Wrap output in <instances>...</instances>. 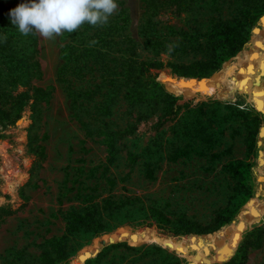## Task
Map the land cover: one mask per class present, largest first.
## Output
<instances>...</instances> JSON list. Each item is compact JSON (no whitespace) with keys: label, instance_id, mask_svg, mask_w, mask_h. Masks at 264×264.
Instances as JSON below:
<instances>
[{"label":"rangeland","instance_id":"374dc122","mask_svg":"<svg viewBox=\"0 0 264 264\" xmlns=\"http://www.w3.org/2000/svg\"><path fill=\"white\" fill-rule=\"evenodd\" d=\"M0 1L8 14L19 4L28 2ZM228 2L169 0L163 8L161 0H116L118 9L106 25L94 27L85 23L76 31L82 35L65 32L54 40L43 39L35 32L24 36L10 22L16 40L27 38L34 45L33 53L23 62L29 70L28 84L17 90H27L32 97L34 88H40L43 94L39 93L36 101L29 100L14 126H0V264H38L43 252H52L49 241L65 235L68 211L82 210L93 203L101 206L104 201L143 197L149 207L162 206L169 213L182 214L204 227L211 226L221 216H229V222L217 231L193 234L202 238L226 230L231 240L221 246L223 240L211 242L206 238L204 264H212L216 251L220 255L213 264L233 258L245 235L264 226V60L256 66L247 65L235 77H227L226 84L205 82L217 76L211 77L213 73L203 77L209 79L199 82L178 80L174 76L183 75L169 67L171 64L186 67L200 58L196 55L199 51L196 43L190 42L198 36L201 43L205 42L202 35L219 16L218 8L226 7ZM258 21L240 52L255 47L251 39L256 35L259 41H264V20L261 24ZM74 39L82 41L85 49L99 50L96 64H88L92 69L79 72L68 69L72 57L65 46L72 45ZM130 55L136 65L140 62L162 64L147 79L154 80L164 93L168 92L163 84L171 93L180 95H173L177 99L178 114L157 131L155 115L137 124L133 134L116 138L119 152L109 163L107 134L122 131L137 116V109L128 108L124 97L128 89L124 85L117 97L104 101L111 96L106 97L107 90L114 88L111 81L119 84L114 77L122 66V61L120 65L118 61L122 60L121 56ZM91 91L95 92L93 97L88 96ZM103 105L108 109L100 113L97 110ZM239 111L258 116L256 135L248 133L251 117L246 120L232 115ZM195 114L200 115L201 128L213 140L208 144L191 143L187 155L171 161L170 156L183 150L187 143L177 142L175 131L197 129L199 126L190 125ZM224 116L229 117L222 119ZM158 135H161L159 139ZM150 146L158 150L153 158L129 163L128 154H141ZM145 160L155 169L151 178L145 177ZM230 166L237 169V174ZM246 208L256 215L254 222L250 225L240 222L239 226L246 228L239 235L232 234L233 228L229 225L236 223ZM121 228L145 231L136 245L127 243L130 247L157 245L173 253L181 264H194L193 255L170 251L176 249L175 245L174 248L161 245L159 235L179 238L169 232L167 225L163 227L153 219L141 218L139 222H123L92 238L79 234L69 236L65 243L70 256L58 264L69 263L80 250ZM139 231L122 229L120 234L130 239ZM187 242L194 244L195 239L184 240V244ZM260 244L246 248L241 264H264V237ZM149 260H138V254L130 250L113 248L102 264H151Z\"/></svg>","mask_w":264,"mask_h":264},{"label":"trees","instance_id":"16d2710c","mask_svg":"<svg viewBox=\"0 0 264 264\" xmlns=\"http://www.w3.org/2000/svg\"><path fill=\"white\" fill-rule=\"evenodd\" d=\"M168 1L169 0H161L163 8L168 5ZM228 1L226 7L221 6L218 8L219 16L212 20L209 31L202 35L206 38L205 42L201 43V38L199 36L197 39L190 42V44H194L195 42L199 51L203 52L199 54V51H196V55H200V58L186 67L182 66V68H178V66L173 64L169 65L174 73L196 78L206 77L219 70L221 64L225 60L233 57L247 43L251 28L259 17L264 14V0ZM7 12L8 10L3 7V3L0 1V126L2 128L14 126L16 121L19 120L21 113L29 105V100L36 101L37 96H39L38 94H43L40 88H34V95L32 97L28 95L27 90L22 92H18L17 90L18 87H26L28 84L27 78L29 70L23 62H26V60L29 59V55L33 53L34 45L30 44L27 38L24 41L16 40V32L10 25L11 19ZM223 13H225L224 18L221 17ZM77 32H74L72 35H82ZM255 38L256 37H254V39ZM74 40L75 42L72 43V45L65 46L67 53H69L68 55L72 57V59L68 61V69H72L73 72L75 70L79 72L92 69V66H88V64H96L95 58L100 57L99 50L95 48L85 49L82 41L77 39ZM255 42L256 41H254L253 44ZM258 42L260 43L259 47L248 52L247 50H243L237 56V59H233V62L227 65V67L222 68L223 72L205 82H220L226 84L227 77H235L238 71L242 72L243 68H246L247 65L256 66L262 62L264 60V41L261 40L257 41V43ZM27 48H31L32 51L29 53ZM65 49L63 52L64 54L66 53ZM86 56L89 57V59H84ZM130 58L131 55L121 56L122 60L118 62L120 65L122 61V66H119L120 71L114 76L115 79H118L119 84L115 83V81H111L114 88L112 90H107L105 94L106 97H108V95L111 96L107 99L104 98V101H112L113 98L119 95L122 88L121 85H124L128 89L124 96L128 103V108L130 110L137 109V116L134 119V123L129 126L127 125L122 131L107 134V161L109 163L116 159L115 156L117 152H119V149L115 145L116 138L123 139L133 134V132L136 131L137 124L155 115L156 122L154 129L157 131L161 129L166 122L170 121L171 117H175L178 114V107L175 106L177 99L172 94L177 97H180V95L176 93H164L158 88L154 80L151 82L147 79L148 76H151V71L161 69L162 64L140 62L136 65V62L132 61ZM63 67H65V64L62 65V69ZM87 93L88 92L84 95H87ZM88 94L89 97H93L95 92L91 91ZM99 105H102V103ZM218 106H220V104ZM107 107V105L100 106L97 111L102 113L107 111ZM225 108H228V110L231 109L228 106ZM251 114L250 112L239 111L232 115L241 116L246 120L251 117L248 119L250 121L249 124H251L249 128L250 132L248 133L249 135H256L260 120L257 115L251 116ZM193 117L195 120L192 119L190 121L191 127H199L194 130L188 129L182 133L175 131L176 141L187 143L186 146L183 147V150L179 149L170 156L171 161H175L180 156L187 155L191 150V143L200 142L208 144V142L213 140V137L201 128L203 121L200 115L195 114ZM228 117L229 116H224L222 119ZM174 130L177 129L174 128ZM160 137L161 135H158L157 139ZM262 137L264 138V128ZM171 146L173 147L172 144ZM165 149L168 148L166 147ZM157 153L158 150H153L150 146L143 149V153L141 154H128L127 158L130 164H134L136 160L140 158H153ZM144 169L145 177H153L155 169L152 168V164L148 160L144 161ZM230 169L233 173L237 174V169L235 167L230 166ZM261 180L263 182V178H261ZM145 201L146 199L143 197H134L119 201H104L101 206L98 203H93L82 210L68 211L66 213L67 222L65 235L61 237V239L53 238L49 241L50 250H52V252H43L40 255L38 264H58L68 258L70 256V251H66L65 242L69 236L79 234L92 238L118 227L123 222H139L140 218L142 220L153 219L158 225H162L163 227L167 225L169 232L179 237L215 232L220 229L223 224L228 223L230 219L229 216H221L211 226L204 227L192 222L182 214H171L162 206L155 208L149 207V205L144 204ZM262 216L263 214L259 217L261 218ZM144 232L145 231H139L133 234L130 239H126V242L132 246L136 245L138 242L137 240H139L138 237H141ZM218 235L220 239L223 240L221 246L231 241L226 236V230ZM114 237H116V235H114ZM261 237H264V226L257 228L254 232L247 233L236 255L228 262L222 264H241L244 261V252L246 248L250 245L259 247L261 245ZM207 238H209L211 242L215 241L213 235ZM158 239L161 245L170 248H174L175 244H172V242L175 241V243H177L176 240H178V238L163 237L160 235ZM236 239L237 237L231 243L235 244ZM126 242L105 247L95 258L88 260L85 264H102L108 251L113 248L130 250L138 254V260L150 258L149 262L151 264H181L179 258L160 246L152 245L143 248H135L128 246ZM52 253H54V257H52ZM209 253L210 251L208 250L207 254Z\"/></svg>","mask_w":264,"mask_h":264},{"label":"clouds","instance_id":"9594fccd","mask_svg":"<svg viewBox=\"0 0 264 264\" xmlns=\"http://www.w3.org/2000/svg\"><path fill=\"white\" fill-rule=\"evenodd\" d=\"M117 9L116 0H28L11 9L9 17L24 36L35 32L54 40L65 32H76L85 23L106 25Z\"/></svg>","mask_w":264,"mask_h":264},{"label":"water","instance_id":"95a60500","mask_svg":"<svg viewBox=\"0 0 264 264\" xmlns=\"http://www.w3.org/2000/svg\"><path fill=\"white\" fill-rule=\"evenodd\" d=\"M263 20H264V16H261L260 18H259V21H258V24L260 23H262L263 22ZM257 24V25H258ZM258 31H260L259 29H258ZM253 32H254V29H253V31H252V34H253ZM256 38L255 39H253L254 41H256L255 43H257V41H259V39H258V37H257V35L255 36ZM261 38V37H260ZM252 40V39H251ZM254 48H256V47H254ZM252 49V48H251ZM248 51H250V49L248 50ZM247 51V52H248ZM240 53V51L239 52H237L233 57H231V58H229V59H227V60H225L222 64H221V67H223V68H225V67H227V65H229L230 63H231V61L233 60V59H237V56H238V54ZM220 67V68H221ZM221 72H223L222 70H220L219 69V71H216V72H214L213 73V75L211 76V77H213L214 75H216V74H219V73H221ZM174 78L175 79H178V80H184V81H196V82H199V81H202V80H204V79H209V78H194V77H189V76H174ZM163 86H164V88H165V90L168 92V93H170V94H172L169 90H167L166 89V86L163 84ZM186 88H190V87H186ZM186 88H184V89H186ZM172 95H174V94H172ZM175 96V95H174ZM255 109L257 110V108L255 107ZM259 113H261L259 110H257ZM263 121H264V119H263ZM261 129L262 128H260V130H259V135H260V133H261ZM258 163V162H257ZM243 218L246 220V221H250L251 219H253V215H251V213L249 212V211H245V213L243 214ZM233 224V222L229 225V226H231ZM246 228V227H245ZM245 228H243V230L245 229ZM242 230V231H243ZM241 231V232H242ZM235 233V232H234ZM111 235H112V233L111 234H109V235H106V236H104L103 238H100L98 241H96L95 243H94V245H92L91 247H88V248H84V249H82V250H80L74 257H72V259L69 261V263H67V264H85L88 260H90V259H93V258H95L105 247H107V246H110V245H113V244H116V243H121V242H125V240H124V237H122L123 236V234H118L116 237H111ZM189 236H191V235H189ZM193 236H195V235H193ZM107 239H106V238ZM184 237H188V236H181L180 238H184ZM172 238H174V237H172ZM95 245H97L96 247H95ZM229 246H230V244H228ZM92 249V250H91ZM169 249V248H168ZM91 250V253L89 252ZM170 251H174V252H177L176 250H172V249H169ZM89 252V254H91V255H87V253ZM215 258H216V260H217V258L219 257V255H220V253L219 252H215ZM231 259V258H230ZM229 259V260H230ZM228 260V261H229ZM228 261H226V262H228ZM226 262H218V263H216V264H222V263H226ZM188 264H192V263H188Z\"/></svg>","mask_w":264,"mask_h":264},{"label":"bare ground","instance_id":"6f19581e","mask_svg":"<svg viewBox=\"0 0 264 264\" xmlns=\"http://www.w3.org/2000/svg\"><path fill=\"white\" fill-rule=\"evenodd\" d=\"M254 38H252V43L254 42V40H253ZM255 47H259V45H260V43L258 42V43H254L253 44ZM252 49H255L254 47L252 48ZM252 49H250V50H252ZM243 51V50H242ZM241 51V52H242ZM240 52V53H241ZM239 53V54H240ZM238 54V55H239ZM261 134V133H260ZM259 137H260V135H259ZM258 164V163H257ZM257 199V198H256ZM256 199H255V202H256ZM254 202V203H255ZM252 205V204H251ZM245 211H249L250 213H251V215H253V219H251L250 221H246L244 218H243V214L245 213ZM255 214L254 213H252L250 210H248V208H246V210H242V212L238 215V221L236 222V223H233L232 225H231V227L233 228V231H232V234H235V235H239L240 233H241V231L243 230V228L242 227H240L239 226V223L240 222H242V221H244V222H247L249 225L250 224H252L253 222H254V219H255ZM248 226V225H247ZM122 229H128V230H130V231H139V230H133V229H129V228H121V229H119L118 231H116V232H114V233H112V235H111V237L113 238L114 237V235L113 234H115L116 236L118 235V234H120V230H122ZM221 231V230H220ZM219 231V232H220ZM219 232H216V233H214V234H211V235H213L214 237H215V239L216 240H219L220 239V237H219V235H218V233ZM235 232V233H234ZM210 235H208V236H206V237H197V236H193V235H191V236H188V237H184V238H178V241H177V243H175V241H173L172 242V244H175V250L177 251V252H184V253H188V254H191V255H193L194 256V264H204L205 262L203 261L204 260V251H203V247H205V239L207 238V237H209ZM106 238V237H105ZM108 238V237H107ZM106 238V239H107ZM189 240V239H195V243L193 244H191V243H186V244H184V240ZM124 240H125V242H126V238H124ZM95 243V242H94ZM127 243V242H126ZM94 245V244H93ZM97 245H95V247H96ZM92 250V249H91ZM91 250L89 251L90 253H91ZM202 251H203V253H202ZM89 252L87 253V255L89 256V255H91V254H89ZM205 252H207V251H205ZM212 264H213V262L216 260V258H215V255H213L212 256ZM203 262V263H202Z\"/></svg>","mask_w":264,"mask_h":264},{"label":"snow or ice","instance_id":"6c2138e0","mask_svg":"<svg viewBox=\"0 0 264 264\" xmlns=\"http://www.w3.org/2000/svg\"><path fill=\"white\" fill-rule=\"evenodd\" d=\"M237 239H238V237H237Z\"/></svg>","mask_w":264,"mask_h":264}]
</instances>
